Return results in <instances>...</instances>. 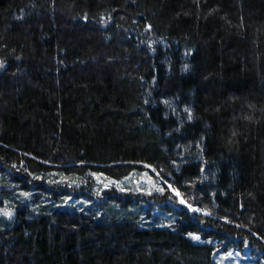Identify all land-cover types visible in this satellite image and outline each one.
<instances>
[{
  "label": "trees",
  "instance_id": "1",
  "mask_svg": "<svg viewBox=\"0 0 264 264\" xmlns=\"http://www.w3.org/2000/svg\"><path fill=\"white\" fill-rule=\"evenodd\" d=\"M0 64V264H264V0H0Z\"/></svg>",
  "mask_w": 264,
  "mask_h": 264
},
{
  "label": "rangeland",
  "instance_id": "2",
  "mask_svg": "<svg viewBox=\"0 0 264 264\" xmlns=\"http://www.w3.org/2000/svg\"><path fill=\"white\" fill-rule=\"evenodd\" d=\"M1 66V64H0ZM1 181V179H0ZM3 187H7V189L0 190V196L3 194L6 196L15 195L18 192V189L13 186L12 183H6L1 181ZM103 183L117 186L118 188L125 189H137V190H154L159 189L160 184L159 181L147 171H133L129 176L121 178L119 180L114 179H103ZM8 196V198H10ZM6 199L5 197H2ZM7 200V199H6ZM69 200V199H68ZM72 207H80L82 200L70 199L69 200ZM7 203V202H6ZM8 206V205H7ZM10 215L13 216V213L10 212ZM162 219L166 220L168 217L166 215H161ZM165 221V222H166ZM191 237H198L196 234H191ZM199 238V237H198ZM199 241V239H194ZM215 259L219 264H260V262L255 261L254 255L249 254L247 249L244 251L241 249H235L233 247H229L227 250L218 251L215 253Z\"/></svg>",
  "mask_w": 264,
  "mask_h": 264
},
{
  "label": "snow or ice",
  "instance_id": "3",
  "mask_svg": "<svg viewBox=\"0 0 264 264\" xmlns=\"http://www.w3.org/2000/svg\"><path fill=\"white\" fill-rule=\"evenodd\" d=\"M194 239H199L198 237H194Z\"/></svg>",
  "mask_w": 264,
  "mask_h": 264
}]
</instances>
